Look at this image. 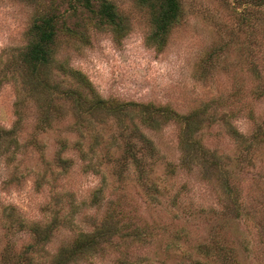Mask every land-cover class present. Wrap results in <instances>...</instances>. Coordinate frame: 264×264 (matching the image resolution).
Masks as SVG:
<instances>
[{
	"label": "rangeland",
	"instance_id": "obj_1",
	"mask_svg": "<svg viewBox=\"0 0 264 264\" xmlns=\"http://www.w3.org/2000/svg\"><path fill=\"white\" fill-rule=\"evenodd\" d=\"M48 1L0 0V79L5 76L0 81L1 128L14 125L18 119L15 103L18 98L22 100L16 131L18 145L0 155V251L5 240H9L16 251L32 243L31 235L18 225L12 228L14 234L4 232L1 222L7 214L23 222H43L54 212L59 218H69V224L58 227L46 244V250L53 253L76 232L93 229L113 192L112 179L103 165L98 173L82 172L78 159L70 150L63 154L73 159L71 167L62 170L54 164L58 139L74 137L68 132L71 121L68 106L61 105L58 115L63 116L61 120L54 121L53 127L46 132L38 133L34 128L33 102L21 91L22 79L18 71L5 66L25 43L23 34L36 9L35 3L41 6ZM98 1L90 0L93 5ZM107 1L118 14L120 31L114 32L106 24L94 25L95 19L76 3L55 0L61 19L76 34L57 35L55 57L59 62L56 65L64 63L63 66L78 70L100 97L168 105L181 114L204 105L209 110L217 105L216 114L231 108L232 126L245 134L252 128L246 109H251L254 116L264 114V97L255 99L249 94L251 79L248 74V51L252 49L258 54L264 51V36L257 28L258 32L250 38L242 18L249 14L259 18L264 12L261 6H249L256 0H180L182 17L169 29L160 46L149 42L152 30L149 14L137 0ZM57 79L61 81L60 86L66 85L67 75L59 73ZM224 130L218 120L206 122L198 138L210 150L231 159L235 144ZM147 133L158 151L155 172L165 178L164 185L175 201L170 203L163 197L159 202L147 203L131 181L126 185L125 195L135 213L147 221H155L157 235L143 244L135 241L122 244L120 241L105 246L71 264H173L172 256L164 254L171 234L178 236L174 242L180 249L195 256L194 246L206 237L205 230L211 218L209 207L217 208L220 189L214 185L209 171L205 175L196 167L183 168L180 164L175 124L168 123L158 131ZM247 168V171L236 173L241 193L260 189L264 192V180H255L258 176L264 177V147L257 150L254 165ZM42 174L44 177L40 180ZM101 174L107 181L104 195L99 206H90V193L100 185ZM72 209L75 213H71ZM131 222L136 223V220ZM249 224L256 229L253 222ZM233 228L236 239L245 230H251L240 220ZM227 233L231 234L232 229L228 228ZM235 245L240 248L237 242ZM253 252L247 261L257 264Z\"/></svg>",
	"mask_w": 264,
	"mask_h": 264
},
{
	"label": "trees",
	"instance_id": "obj_2",
	"mask_svg": "<svg viewBox=\"0 0 264 264\" xmlns=\"http://www.w3.org/2000/svg\"><path fill=\"white\" fill-rule=\"evenodd\" d=\"M67 2L71 5L76 3L85 9L95 19L93 24L96 26L106 24L114 32L122 29L113 4L107 0H99L96 5L90 0ZM137 2L145 7L149 14L152 26L149 42L160 46L169 29L182 17L181 1ZM39 5L35 3L36 9L24 30L25 43L5 66L18 71L22 79L21 91L33 102L34 128L38 133L46 132L53 127V123L61 120L63 116L58 117L61 105L67 104L71 117L68 132L73 133L74 137L58 139L54 164L62 170L71 167L73 159L63 154L70 150L78 159L82 172L92 170L98 173L100 165H103L112 179L113 192L93 229L89 232H76L53 253L46 250V244L58 227L69 224V218H59L57 212H54L43 222H23L17 218L13 219V214H7L1 222L4 232L14 234L12 228L16 229L18 225L19 229L31 235L32 243L21 246L16 251L13 244L5 240L0 251V264H71L91 256L105 246L120 241L122 244H130L133 241L143 244L153 235H157L155 221H147L132 210V203L126 199L125 189L128 181H131L138 194L148 200L147 203L159 202V198L163 197L164 201L174 203V196L169 194L164 185L165 178H160L155 172L158 151L147 133L158 131L168 123L177 127L180 164L183 168L196 167L205 175L209 171L210 178L220 189V193L217 208L209 207L211 218L205 230L206 237L195 244V256L190 255L186 249H180L174 242L178 240V236L171 234L164 250L166 257L172 256L175 261L173 264H250L251 260L247 259L254 251L256 256L252 255V258H256L257 264H264V192L260 189L241 193V182L236 176L237 172L247 171V166L254 165L257 150L264 147V114L254 116L251 109H246V116L251 120L252 128L245 134L232 126L229 120L233 112L231 108L216 114L217 105L210 110L204 105L181 114L168 105L103 99L78 70L63 66L61 61L63 65H56L59 62L55 57L57 35L76 34L61 19L55 0ZM249 6H261L264 11V0H256L255 4ZM242 18L250 38L254 37L255 31L258 32L257 28L261 36H264V12L260 13L259 18L252 14ZM248 53V74L251 79L249 94L255 99L263 98L264 51L258 54L251 49ZM58 71L67 75L66 85L63 87L57 79ZM4 77L2 76L0 81ZM21 103L22 100L18 98L15 103L18 119L14 125L8 129L0 127V155L18 145L16 131L21 118ZM216 120L223 125L225 133L235 144L234 156L231 159L228 155L210 150L199 141L198 132L201 127L206 122ZM35 143L38 144L36 140ZM43 177L42 174L40 180ZM255 180L259 182L264 180V177L258 176ZM105 186L107 181L101 174L100 185L90 193V206L100 205ZM71 213H75V210L72 209ZM195 214L197 216L198 213ZM133 220H136V223L131 222ZM239 220L243 226H250L251 230H245L236 239L233 226ZM249 221L253 222L256 229L251 227ZM228 228L232 229L231 234L227 233ZM235 242L238 243L239 249L236 248Z\"/></svg>",
	"mask_w": 264,
	"mask_h": 264
}]
</instances>
